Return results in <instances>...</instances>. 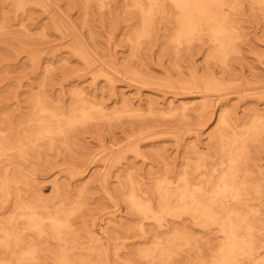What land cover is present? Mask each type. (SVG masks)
<instances>
[{
  "label": "rangeland",
  "instance_id": "rangeland-1",
  "mask_svg": "<svg viewBox=\"0 0 264 264\" xmlns=\"http://www.w3.org/2000/svg\"><path fill=\"white\" fill-rule=\"evenodd\" d=\"M0 264H264V0H0Z\"/></svg>",
  "mask_w": 264,
  "mask_h": 264
},
{
  "label": "bare ground",
  "instance_id": "bare-ground-1",
  "mask_svg": "<svg viewBox=\"0 0 264 264\" xmlns=\"http://www.w3.org/2000/svg\"><path fill=\"white\" fill-rule=\"evenodd\" d=\"M185 7V6H184ZM213 32V31H212ZM42 142V141H41ZM229 161V160H228ZM215 185V184H214ZM125 189V187H124ZM232 193V192H231ZM227 200V199H226ZM214 205V204H213ZM150 209V208H149ZM138 211V210H137ZM227 213V212H226ZM222 215V214H221ZM148 216V215H147ZM208 217V216H207ZM196 220V219H195ZM140 221V220H139ZM234 227V226H233ZM231 256V255H230Z\"/></svg>",
  "mask_w": 264,
  "mask_h": 264
}]
</instances>
